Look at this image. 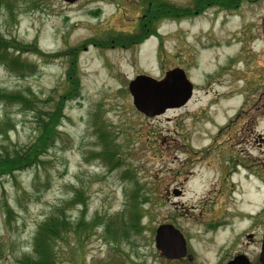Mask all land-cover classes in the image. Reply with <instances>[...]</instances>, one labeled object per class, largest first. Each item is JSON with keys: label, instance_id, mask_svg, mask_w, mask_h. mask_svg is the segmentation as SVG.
Masks as SVG:
<instances>
[{"label": "rangeland", "instance_id": "374dc122", "mask_svg": "<svg viewBox=\"0 0 264 264\" xmlns=\"http://www.w3.org/2000/svg\"><path fill=\"white\" fill-rule=\"evenodd\" d=\"M163 1L178 8V16L195 9L194 0ZM146 6L147 0H16L12 18L3 13L0 34L27 47L20 56L34 68L21 77L0 67V92L23 93L28 101L0 103V155L24 152L38 122L49 112L61 113L49 150L33 166L0 175V205L6 201L13 209L7 227L0 211V264L30 255L37 226L81 193L90 229L66 230L54 248L56 264H226L238 255L259 264L264 89L253 93L256 108L234 123L248 94L233 89L230 99L219 94L214 100L218 83H212L229 56H249L241 50L248 40L240 44L236 20L225 21L222 12L151 20ZM140 33L143 38L128 45L109 42ZM74 55L81 91L66 101V70ZM174 68L192 83V98L151 118L138 112L129 82L139 75L161 80ZM109 152L121 164L94 155ZM80 209L65 208L69 221L80 217ZM96 218L101 226L91 227ZM104 223L115 225L117 240L104 234ZM163 224L183 235L187 257L170 261L155 248L154 233Z\"/></svg>", "mask_w": 264, "mask_h": 264}, {"label": "trees", "instance_id": "16d2710c", "mask_svg": "<svg viewBox=\"0 0 264 264\" xmlns=\"http://www.w3.org/2000/svg\"><path fill=\"white\" fill-rule=\"evenodd\" d=\"M16 0H0V20L3 17V13L7 14L8 20L12 18V13H14V6ZM145 16L151 18V20H162L166 16L174 17L178 12L170 5L167 1L163 0H147V6L145 9ZM150 20V21H151ZM143 34L140 33L135 39H131L129 36H119L118 40L111 39L114 43H118L120 46L124 41V45H128L131 42L141 40ZM115 45V44H114ZM77 49H71L76 53ZM28 52L27 47L23 46L21 43L16 42L15 38H5L0 34V67H5L10 72L19 73L21 77L24 75L20 72L28 71L34 68V65L27 63L20 56V53ZM67 54L63 53L62 55ZM74 54V53H73ZM43 56V53H40ZM45 56V55H44ZM60 53L52 55V58H58ZM77 56L74 55L69 62L68 68L66 70V82L67 88L65 90L64 99L66 101L74 100L80 96L81 84L77 73ZM52 101V100H51ZM27 99L21 94H5L0 92V103L6 104V106H11L14 104H21L24 106L27 104ZM63 100L60 101L62 104ZM53 107H57V103H54ZM28 109V108H27ZM23 110V109H22ZM61 109L52 111L51 113L45 115V119L38 122L37 126V136L33 143L25 148L24 152L20 149L14 148L10 154L6 152L5 156L0 155V175L10 176L15 172H21L25 167H31L38 160L40 154L46 153L49 148L53 145L56 139V134H58V117H60ZM57 131V133H56ZM98 131V129H97ZM103 132V131H102ZM7 136V131L5 132ZM101 136H104L103 134ZM9 151V150H8ZM95 156H101L106 162H109L112 166H117L121 164V159L118 160L116 153L109 152L105 155L94 154ZM83 193L77 194L75 198L70 200L66 205L56 206L52 213L47 217V219L39 224L33 235V244L30 255H23L19 258L15 264H56L57 263V252L54 250L56 242L62 239L63 234L66 230L72 229L73 233L76 232H88L90 229V223L84 221L83 217V207H85L86 200L83 199ZM0 205V211L2 216V224L4 227L8 226L11 222L13 209L6 201ZM68 205H79L80 217L76 219L75 222L69 221V218L65 215V208ZM101 226V220L99 218L95 219L94 225L91 227ZM104 227V234L110 238L117 240L118 234L115 225L109 223L102 224ZM78 238H80L78 236ZM65 238L62 240L64 241ZM61 241V242H62ZM79 241V240H78Z\"/></svg>", "mask_w": 264, "mask_h": 264}, {"label": "flooded vegetation", "instance_id": "af4514ba", "mask_svg": "<svg viewBox=\"0 0 264 264\" xmlns=\"http://www.w3.org/2000/svg\"><path fill=\"white\" fill-rule=\"evenodd\" d=\"M193 10L186 9L181 13V16L174 15V20L198 17L203 14L205 10H214L215 12H222L225 14V21L234 19L233 23L242 35L241 41L248 40L246 46H242L243 52H249V56H241L239 53L236 57L229 56V58L221 64L215 74L220 77V80H213L212 83H218L215 91V98L220 95L230 99L233 96V89L238 90L240 93L248 94L235 114L233 122L243 119L251 109L256 108L253 98V93L256 90L264 89V38L262 37V21L264 17V0H194L192 2ZM177 12H180L175 8ZM247 31V32H246ZM255 43L260 45L256 49ZM253 44V45H251ZM210 81L208 78L207 83ZM242 82V87L239 84ZM210 85L207 87L209 92ZM214 102V101H213ZM264 110V105L261 106ZM261 112L259 115H263ZM258 115V116H259ZM232 122V121H231ZM254 123L253 119L249 116L245 126H250ZM249 129L247 131H249ZM251 264V262H250Z\"/></svg>", "mask_w": 264, "mask_h": 264}, {"label": "water", "instance_id": "95a60500", "mask_svg": "<svg viewBox=\"0 0 264 264\" xmlns=\"http://www.w3.org/2000/svg\"><path fill=\"white\" fill-rule=\"evenodd\" d=\"M72 3L76 0H63ZM264 38V17L262 21ZM128 91L135 109L146 117H154L169 108L184 106L192 97L193 85L187 79L184 70L174 68L164 73L161 80L139 75L128 84ZM155 248L168 260H177L186 256V241L183 235L172 225H159L154 235ZM260 264H264V233L260 253ZM226 264H249L247 258L238 255Z\"/></svg>", "mask_w": 264, "mask_h": 264}, {"label": "bare ground", "instance_id": "6f19581e", "mask_svg": "<svg viewBox=\"0 0 264 264\" xmlns=\"http://www.w3.org/2000/svg\"><path fill=\"white\" fill-rule=\"evenodd\" d=\"M196 19H198V17H197ZM185 21H188V20H185ZM261 186H264V185H263V184H261Z\"/></svg>", "mask_w": 264, "mask_h": 264}]
</instances>
